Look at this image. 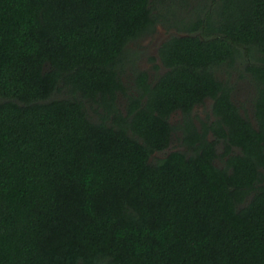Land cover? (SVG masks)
<instances>
[{
    "label": "trees",
    "instance_id": "obj_1",
    "mask_svg": "<svg viewBox=\"0 0 264 264\" xmlns=\"http://www.w3.org/2000/svg\"><path fill=\"white\" fill-rule=\"evenodd\" d=\"M0 264H264V0H0Z\"/></svg>",
    "mask_w": 264,
    "mask_h": 264
},
{
    "label": "rangeland",
    "instance_id": "obj_2",
    "mask_svg": "<svg viewBox=\"0 0 264 264\" xmlns=\"http://www.w3.org/2000/svg\"><path fill=\"white\" fill-rule=\"evenodd\" d=\"M190 7L189 9H191ZM178 9V8H177ZM193 9V8H192ZM177 12L181 13L183 17H187L189 11H186L185 8H179ZM174 35H179L176 30L167 28L166 25L158 24L153 31L151 35H147L143 37L142 39L134 42L132 44L133 52L137 53V65L140 69L147 71L149 73V76L151 78L156 77L159 73H161L163 70H159L156 68V66L160 65L159 60L151 61L152 58L157 57V50L156 47L159 45V43L162 40H167L170 37ZM234 75V74H233ZM136 75L133 72V69L131 66L126 68L125 75L122 78L125 86L127 87H133L134 81H135ZM232 82H237V80H233ZM249 82H240L237 83L238 87L236 88L235 94H236V101L240 102L241 104H244L246 109L250 108L248 100L252 96V87L249 85ZM124 98H121L120 104H124ZM211 101H207V103L203 106L200 105L195 109V115L196 118V124L197 126H200V121H206L209 118V115H211ZM101 112V111H100ZM198 118L200 121H198ZM175 124H177L180 121V117L175 116L172 119ZM179 136V135H178ZM173 149H178L179 144L178 142H174V145L172 146Z\"/></svg>",
    "mask_w": 264,
    "mask_h": 264
},
{
    "label": "flooded vegetation",
    "instance_id": "obj_3",
    "mask_svg": "<svg viewBox=\"0 0 264 264\" xmlns=\"http://www.w3.org/2000/svg\"><path fill=\"white\" fill-rule=\"evenodd\" d=\"M171 38V37H170ZM169 38V39H170ZM169 39H167V40H162L160 43H159V45H157V47H156V50H157V57H156V59L155 60H159V62H160V65H158V69L159 70H164V66L161 64V60H160V57H159V50H160V48L162 47V45L165 43V42H167ZM163 72V71H162ZM197 108V107H196ZM195 108V109H196Z\"/></svg>",
    "mask_w": 264,
    "mask_h": 264
}]
</instances>
